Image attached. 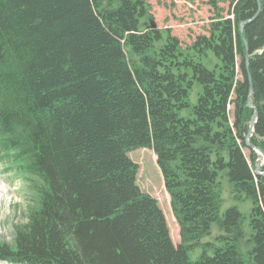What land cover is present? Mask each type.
<instances>
[{
	"label": "trees",
	"instance_id": "obj_1",
	"mask_svg": "<svg viewBox=\"0 0 264 264\" xmlns=\"http://www.w3.org/2000/svg\"><path fill=\"white\" fill-rule=\"evenodd\" d=\"M146 14L144 0H0V162L35 194L2 264H264V0H231L186 50ZM137 148L155 154L177 246L136 182ZM224 183L251 203L247 224Z\"/></svg>",
	"mask_w": 264,
	"mask_h": 264
},
{
	"label": "rangeland",
	"instance_id": "obj_2",
	"mask_svg": "<svg viewBox=\"0 0 264 264\" xmlns=\"http://www.w3.org/2000/svg\"><path fill=\"white\" fill-rule=\"evenodd\" d=\"M147 14L155 27L165 36V31L176 36L183 50H186L198 35L206 34L209 23L216 13L226 15L231 0H144ZM240 73L238 72V77ZM230 119H232V106ZM246 157L249 150L243 149ZM131 160L138 165L136 182L141 191L155 197L162 210L174 246L179 244L178 225L172 214L169 196L164 188L163 179L156 163L154 152L149 148H137L128 152ZM262 158L257 165L261 163ZM14 165L0 162V243L12 244L15 227L27 221L28 208L35 202V194L21 174L12 169ZM223 209L236 205L248 223L251 208L249 201H234L227 183L223 187ZM200 248L190 253L196 260ZM0 264L2 262L0 261Z\"/></svg>",
	"mask_w": 264,
	"mask_h": 264
},
{
	"label": "water",
	"instance_id": "obj_3",
	"mask_svg": "<svg viewBox=\"0 0 264 264\" xmlns=\"http://www.w3.org/2000/svg\"><path fill=\"white\" fill-rule=\"evenodd\" d=\"M241 27H242V25H240V28ZM251 92H252V86L250 84V86H249V94H251ZM248 104L250 105V107H252L251 104H250V100H248ZM253 118H254V115L252 117L250 130H252V127H253ZM247 140H248V135L245 137V141H246V144H247L248 147H252L251 144L247 142ZM261 155H262L263 161H262V163L260 165H258V167L255 168V171H256L257 174L261 173L259 171V169L264 165V156H263V154H261Z\"/></svg>",
	"mask_w": 264,
	"mask_h": 264
}]
</instances>
